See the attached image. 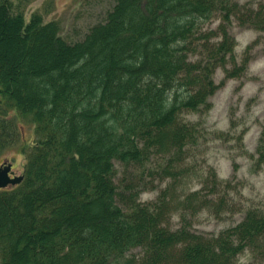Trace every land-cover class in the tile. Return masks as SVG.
Listing matches in <instances>:
<instances>
[{
	"label": "trees",
	"instance_id": "obj_1",
	"mask_svg": "<svg viewBox=\"0 0 264 264\" xmlns=\"http://www.w3.org/2000/svg\"><path fill=\"white\" fill-rule=\"evenodd\" d=\"M259 1L110 0L68 41L57 22H26L0 0V156L19 140L17 119L34 137L22 181L0 190V264H264V204L215 236L187 218L226 205L213 196L229 184L194 162L211 98L247 72L256 45L238 62L232 28L264 35ZM252 159L264 168V130Z\"/></svg>",
	"mask_w": 264,
	"mask_h": 264
},
{
	"label": "rangeland",
	"instance_id": "obj_2",
	"mask_svg": "<svg viewBox=\"0 0 264 264\" xmlns=\"http://www.w3.org/2000/svg\"><path fill=\"white\" fill-rule=\"evenodd\" d=\"M21 4L24 19L38 14L44 23L57 22L61 36L68 41L77 40L101 20L110 8V0H9ZM240 4H250L257 8L259 0H235ZM216 24L211 27L214 28ZM236 42L237 61L242 58L246 47L256 43L251 53L247 72L237 80H227L211 98L210 111L203 117V126L209 133L199 147L195 166L198 175L209 166L214 169L218 179L229 185L219 195L213 196L214 203L225 197L226 205L219 211L202 210L188 218L191 232L203 235H218L235 226L243 217V212L252 206L264 204V168L257 169L253 163L259 136L264 130V35L237 26L232 28ZM217 84L224 79L223 73L217 71ZM187 120L198 122L197 116ZM19 140L0 156V166L10 163L15 176H21L24 165L22 145L33 142V128L22 120H16ZM215 132V135L214 133ZM229 132V133H227ZM216 133H222L217 137ZM226 133L228 135H226ZM241 137V144L237 139ZM233 176V179H232ZM200 176L188 182L185 193L200 189ZM164 185L162 186V189ZM158 190L144 193L142 202H153ZM211 197V195H210ZM180 225V213L172 215L170 226L176 229ZM241 264H248L251 259L244 254Z\"/></svg>",
	"mask_w": 264,
	"mask_h": 264
},
{
	"label": "water",
	"instance_id": "obj_3",
	"mask_svg": "<svg viewBox=\"0 0 264 264\" xmlns=\"http://www.w3.org/2000/svg\"><path fill=\"white\" fill-rule=\"evenodd\" d=\"M22 181V176H15L11 171L10 163H3L0 166V190L18 185Z\"/></svg>",
	"mask_w": 264,
	"mask_h": 264
}]
</instances>
